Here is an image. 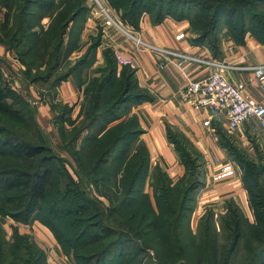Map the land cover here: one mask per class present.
Returning <instances> with one entry per match:
<instances>
[{
	"label": "trees",
	"instance_id": "1",
	"mask_svg": "<svg viewBox=\"0 0 264 264\" xmlns=\"http://www.w3.org/2000/svg\"><path fill=\"white\" fill-rule=\"evenodd\" d=\"M85 2V0H0V6L6 10L5 20L0 28V44L8 52H15L19 61L26 66L28 72L23 75L28 85H34L38 81L50 82L51 95L48 96L51 100L50 109L52 114L59 110L55 116L56 123L65 122V119H68L66 117L73 111L71 106L57 104L59 85L72 78L78 89L83 91L84 100L78 115L85 118L86 124L73 128L74 139L70 141L71 152L77 166L82 170V163L88 159V166L86 165L87 167H84L86 170L83 168V171L92 173L97 169L103 172L108 162L119 155H124L120 161L126 159L128 162L124 166L122 192L117 198L118 202L110 208L111 213L120 212L139 199H143L139 203L144 202L152 211L150 199L143 192L149 157L143 143L139 141L142 131L135 116L124 121L121 118L130 112L132 107L153 98L145 89L138 86L134 71L130 67L123 66L118 71L111 50L103 51L105 59L103 68L93 70V76L86 74L87 68L94 63L95 52L100 46V32L90 37L91 43L87 45L86 51L73 62L74 64H70V56L81 50L80 33L88 12ZM106 2L116 12L123 25L134 29L138 28L144 14L149 15L154 22H161L165 17L188 19L192 30L198 34L194 42L204 43L214 51L217 46L218 28L224 20L228 36L236 43H243L248 33L264 42V0H155V2L106 0ZM45 18L48 20L46 26L42 23ZM34 22L39 23L36 25L39 33L33 27ZM18 36L27 41L23 46L22 55L16 52L22 44L20 40H15ZM5 63L0 58V81H3L0 82V111L7 113L11 119L18 120L21 119L22 110L7 104L9 97L18 98L26 108L30 109L31 105L26 98L14 93L11 87L4 83L1 66H6ZM33 67L37 68V71H43V75L31 74ZM27 116L25 122L29 127L33 126L32 133L39 135V138L34 134L33 136L25 134L23 137L0 125V217L21 222L23 225L40 221L53 233L54 238L59 240L62 251L65 247L69 248V253L73 254L77 264H132L130 260L138 255H143V260L139 264L152 262L148 244L144 242L141 244L139 240V237L145 235L144 232L137 231L132 235L131 225H138L136 213L129 214L126 224L119 225L108 221L111 226L103 225V220L98 216L86 214L85 211L91 208L82 204L79 198L60 197L48 200L49 189H55L53 165L56 157L51 154L48 146L31 141L34 137L37 138L36 142L41 140L39 134L41 129L36 121L37 113L35 118L34 114L29 116L27 113ZM99 124L101 126L96 129ZM167 138L174 144L185 174L173 182L159 166L155 167L151 186L158 215H155L153 223L148 228L158 230L161 224L155 222L160 221L165 225L163 222L165 220L173 229L169 236L153 234L154 238L145 239L156 243L151 245L156 255L162 256L166 252L160 264H191L183 251L168 250L172 248L169 247L170 243H175L173 248H179L176 234L181 229L184 231L188 225L184 222L189 221L188 213L194 208L192 205L195 204V196L201 186L200 166L198 159L186 150L184 141L179 140L169 129ZM78 143L82 148L76 151L74 147ZM91 148L97 151L90 152ZM132 149H134L132 155H126ZM8 158L25 161L27 166L24 169L16 167L9 163ZM234 159L241 169V180L254 222L248 225L247 219L238 207L228 202L227 216L221 217L222 231L228 236V245L224 252L229 257L243 239L254 246L253 251L251 247L248 249L255 254L254 264H261L264 262V165L261 162V166L256 167L255 162H244L235 154ZM247 170L248 174L245 173ZM251 174L257 177L252 184L248 183ZM161 211H166L169 216L163 217ZM55 221H63L69 231H77L80 227L81 229L74 232L70 242L57 233ZM204 221L199 231L200 237L205 238L208 246L211 244V247H215L216 229L212 224L213 216L210 210ZM245 224L248 226L247 231H244ZM121 226L125 230H121ZM188 235L194 236L191 231ZM160 239L164 245L159 249ZM171 240L173 242H170ZM126 244L132 246L126 249ZM187 244L189 245V242ZM119 249V253L124 256L120 260L113 258L106 263ZM82 250H85L86 254L77 253ZM19 251H24L25 254L23 264H46L45 254L30 242L27 235H20L17 229H14L11 239H7L0 225V264H14L15 255ZM156 257L158 256H154V259Z\"/></svg>",
	"mask_w": 264,
	"mask_h": 264
},
{
	"label": "crops",
	"instance_id": "2",
	"mask_svg": "<svg viewBox=\"0 0 264 264\" xmlns=\"http://www.w3.org/2000/svg\"><path fill=\"white\" fill-rule=\"evenodd\" d=\"M124 28L133 32L146 46L136 44L118 28L105 25L102 18L93 16L88 10L79 43L84 45L89 37L100 32L101 43L95 52L93 63L95 69L105 66L103 51L111 50L118 71L123 66L130 67L138 86L152 96L151 101L132 107L121 118L124 121L132 116L136 117L142 131L139 141L147 150L149 164L159 166L173 182L184 173L175 146L167 138V130H171L179 140L184 141L188 153L198 159L201 186L197 190L195 202L199 206L212 208L215 205V208H222L231 202L250 219L252 213L233 149L241 147L247 150V155L258 154L264 165V130L255 118H249L234 131L229 130L225 114L188 106L183 100L182 87L188 80L206 78L217 69V64H221L226 67L224 74L233 85L242 86L246 97L264 106V42L248 33L243 43H236L222 29L217 34L214 51L204 43L194 42L198 34L192 30L188 19L165 17L161 22H154L147 14L142 16L137 29L127 25ZM149 47L194 56L198 60L168 58ZM82 51H75L73 57L79 56ZM8 53L0 44V58L7 66L9 64L10 71L13 72L17 70L16 62L9 61ZM13 83L16 85L15 80ZM16 87L23 94L26 93L24 98L36 102V89L30 85L24 91L20 90L23 88ZM58 90L56 102L69 104L73 107L72 115L78 114L82 100L74 80L69 78L62 82ZM33 104L37 107L39 121L43 123L52 120L50 104L46 101ZM38 225L40 230L35 234L40 236L41 241H49L52 249L48 257L49 264L50 260L57 264L53 255L57 254L56 250L58 252L57 245L55 246L44 226ZM35 227L38 228L37 225ZM3 230L5 237L10 239L12 235L9 237L10 234L4 228Z\"/></svg>",
	"mask_w": 264,
	"mask_h": 264
},
{
	"label": "rangeland",
	"instance_id": "3",
	"mask_svg": "<svg viewBox=\"0 0 264 264\" xmlns=\"http://www.w3.org/2000/svg\"><path fill=\"white\" fill-rule=\"evenodd\" d=\"M85 1H86L85 6L87 7V9L90 12V8H91L90 3L92 2V0H85ZM102 1L105 2V4L108 6V8L110 10L114 11L110 7L109 3L106 2V0H102ZM147 1L148 2H155V0H147ZM87 2H89V4H86ZM5 12H6V10L0 6V28H1L2 22L5 20ZM95 17L102 18L104 24L106 25V21H105V18L103 16L98 15ZM47 22H48L47 18L43 19V21H42L44 26H46ZM37 24H39V23L34 22L33 27H34L35 31L39 33V28L38 29L36 28ZM108 26H110V25H108ZM222 29H225L227 32V28L225 26V20L219 26L218 33ZM15 40L16 41L20 40V42L22 43V44H20L18 51H16L17 54L19 52V54L22 55L24 52L23 46L26 44L27 41L22 40L20 36L16 37ZM90 43H91V40L89 37L88 41L84 45H83V43L80 45L81 50H83L82 53L76 57H73V55L70 56L69 62L71 65L74 64L73 62H75V60L78 59L86 51L87 45H89ZM8 55L10 57V60H9L10 62H13V61L16 62L17 70L15 69V71L12 72V70L10 71L9 64H8V66L6 65L7 63H5L6 66L2 65L1 70H2V72H4V75H3L4 83H6V86L11 87V89L13 90L14 93L23 97V95L26 93L24 92V94H23V92L19 91L18 88L16 87V85L23 88L20 90H22V91L25 90L28 83L24 79L23 74H25V72H28V71H26L27 68L23 63H21L19 61L20 59L16 57L15 52H9ZM24 58H25L24 60L27 59L26 56ZM92 65H93V63L86 70V74H89L90 76H93V73H94L93 70L97 69V68L95 69L94 65L93 66ZM41 71H42V69H41ZM11 72H12V74H11ZM31 74L43 75V71L42 72L37 71V68L33 67ZM11 75L15 76V78H12L13 76H11ZM12 79L15 80L16 85L13 83ZM0 82H3V81H0ZM49 84H50V82L45 83L43 81H38L34 85H30V87L36 89V93L38 91V94H37L38 97H36V99H35L36 102L35 101L31 102L27 99L30 102V105L33 106V107L29 106L30 109L26 108L18 100V98H15L14 96H10L9 99L7 100V104H9L10 106H14L15 109H19L20 111L22 110L20 113V118L22 119V121H21V119H18V120L11 119L7 113L0 111V125L5 126L7 129H10L14 133H18L20 136L25 137V134L33 136V134H34V133H32V131L34 130L33 126L29 127L28 124L25 122L26 121L25 118L28 117L27 113L29 116L34 114L33 117L34 118L36 117L37 107L33 103L39 104V101L40 102L46 101L48 104H50L51 100L48 98V96L51 95L50 91H49ZM58 89H59V87H58ZM58 89H57V94L59 92ZM80 93H81V100L83 101L84 100L83 91L80 90ZM38 98H39V101H37ZM57 104L69 106V104L63 103V102H60V103L58 102ZM32 108H34V109H32ZM35 108H36V110H35ZM2 110H4V109H2ZM79 110H80V108H79ZM86 111H87V107H86V102H85L84 103V115H85ZM58 113H59V110L53 112L54 118L52 117V120H50V122L49 121L48 122L43 121V123H42L41 121H39V119L37 117L36 121L38 123L39 129H41L40 130L41 133H39L41 140L38 142L35 141V140H37L36 137L39 138V135H36V133L34 134L36 137H34L31 140L33 143L44 144V145L48 146L52 151L51 154L56 157L55 163L53 165V169L55 171V181H54L55 189L54 188L49 189L50 196H49L48 200L49 199L53 200L55 198L59 199L60 197L75 198V199L79 198V199H81L82 204L89 205V207L91 208V209H88L85 211L86 214L98 216L100 219L103 220V225H110V223L108 221H110L111 223H114V224H119V225H121L122 223L126 224L129 214L136 213L137 218H138V225L137 226L131 225V227L133 229L132 235H134L137 231L144 232L145 235L141 238L139 237V240H140L141 244H142V242H144V244H146V243L148 244V249H149L148 251L150 254L149 257L151 258L152 262H147V264H160V263H162L161 258L162 259L165 258L164 254L166 252H164L162 256L160 254L156 255L155 251L152 249V246H151V245H155L156 243L153 240H152V242H150L149 240L145 239V238H154L153 234H155L156 236H162V237L163 236H169V234L171 233V231L173 229V228L169 227V225L167 224V222L165 220H163L165 225L162 224L160 221L155 222V224L156 223L161 224V227L158 230H156L155 228H148V226L153 223V221L155 219V215H158V209H157V206L154 202V197H153V188L151 186L152 179H153V173H154V169L156 166L149 164L148 172L146 175V181H144V183H143V186H144L143 192L150 199L152 211L149 209L148 205L144 204V202L139 203V202L143 201V199H139L138 201H136L135 204L129 205L128 207L124 208L122 211H120V212L112 211V213H111L110 208L113 206V204H115V202H118L119 199H117V198L120 197V194L122 192V188H121V185L123 183L122 177H123V173H124V169H125L124 168L125 163H126V165L128 164L127 160L125 159L123 161H120V158H122V156H124V155H121V156L119 155L118 157L112 158L108 162V164L105 167L103 172H101V170L97 169L96 171H94L92 173H87V171H85V172L83 171V168L88 166V159H87V161L86 160L84 161L85 163H82L83 168L81 170L79 168V166H77L76 159L72 155V152H71L72 146L70 145V141H73V139H74L73 138L74 132H72L73 128L75 126H79V125L81 126V124L85 125L86 124L85 118H83L82 115H81V117H79V115H78L79 111H78V114H76V113L73 114L74 116L76 115L75 117H73V115L71 113L69 116L66 117L68 119H65V122H61V123L57 122L56 123L55 116ZM71 122H73V123H71ZM98 126H101V125L100 124L97 125L96 129H98ZM81 148L82 147H81L80 143H78L74 147V149L76 151H78ZM92 148L90 149V152H91V150H92V152L97 151L96 149H92ZM132 151H134V149L127 152L126 155H132ZM233 153L236 156H238L239 158H241L242 160H244V162L253 161V162H255L256 167L261 166L262 158H261V156H258V154L252 155L251 153H249L250 155L249 154L247 155L246 154L247 150L242 149L241 147L234 148ZM8 159H10V160H8L9 163L13 164L16 167H23L22 169H24L27 166V163L25 161L18 160V159H12V158H8ZM84 169L86 170V168H84ZM89 169H87V170H89ZM248 172L249 171L247 170L245 173L248 174ZM184 174H185V172L182 174L183 177H184ZM248 179H249V181L247 180L248 183L252 184V182H255V180H257V177L254 174H251V176L248 177ZM192 206H194L192 212L188 213L189 221L184 222V224H188L187 227L184 229V231L181 229L176 234L177 238H178L177 242H178L179 248L178 249L173 248L175 246V243H170L169 247H172V248H169L168 251H170V252H173V251L175 252L176 250H179L180 252L183 251L184 255L187 254V256L189 257L191 264H193V262H197V264H254L253 255H255V254H252V252H250L248 250L251 247V251H253L254 246L249 245L243 239L240 240L239 245L237 246L236 250L229 257H227L226 253L224 252V248L226 249V247L228 245L227 244V237L228 236L225 232L222 231L221 217L227 216V212H226L227 206L226 205H224L222 208H215V206H216L215 205L212 208V207H208V206L203 207V205L199 206V204H197L195 202V204H193ZM209 210L213 216L212 224H213L214 228L216 229L215 230V237H214L215 247L214 246L211 247V244H210V246H208V243H206L205 238L203 236L200 237V234H199V231H201V225L204 224V222H205L204 220L207 217V212H209ZM161 215L163 217H167V216H169V213H167L166 211H161ZM246 219H247L246 223L248 225L252 224L254 222L253 217H251L250 219H248V218H246ZM55 223H56V229L58 230L57 233H59V235L64 240H70V242L72 240L74 232H77L78 230L81 229V227H80L77 231H72V230L69 231L68 226L63 221H55ZM34 224H35V226L36 225L38 226L37 229L34 226ZM38 224L44 226L38 220L31 222L29 225H23V223H21V222L13 221V220H10L8 218L0 217V225L2 226V228H4L6 230L7 234H10L9 237L13 234L14 229H17V231L20 235H27L29 237L30 242H32L33 244H35L38 248H40L42 250V252L46 256L45 262H46V264H49L48 257L51 254L50 252L52 249L49 246L50 245L49 241H46V240L41 241V239H39L40 236L38 237L35 234V233H37L36 232L37 230H40V227ZM188 226H189V229H188ZM44 228L50 234L49 236H51L53 238L55 246L57 245L58 252L56 250L55 252L57 254H53L56 257L55 260H56L57 264H61V263L62 264H77V262L74 259L73 254L69 253V248L66 249V247H65L64 251H62L61 246L59 244V240H57V238H54L55 236L53 235V233L50 230H48L45 226H44ZM41 229H42V227H41ZM120 229L125 230V228H123L122 226L120 227ZM247 229H248V226L246 227V224H245L244 231H247ZM189 231H191V233L194 234L193 237H189V235H188ZM42 238H45V237H42ZM170 242H173V240H171ZM187 242H189V245L187 244ZM69 244L67 246H69ZM163 245H164V242L160 239L159 249ZM131 246H132V244H126L125 245L126 249L130 248ZM92 248H94V247H92ZM88 250H91V249H88ZM119 251H120V249L115 251V253L112 254L110 259L106 263L111 261V259H113V258L120 260L124 255L119 253ZM23 252L24 251L17 252V254L15 255V259H14V264H23V260H25V254ZM77 253L78 254L79 253L86 254V251L82 250V251H78ZM154 256H158V257H156V259H154ZM147 257H144V259H146ZM9 258H10V256H9ZM141 260H143V255H138L137 257H134L130 261L132 262V264H139V262ZM50 264H56V263H55V261L50 260ZM103 264H105V263H103ZM261 264H264V262H262Z\"/></svg>",
	"mask_w": 264,
	"mask_h": 264
},
{
	"label": "built area",
	"instance_id": "4",
	"mask_svg": "<svg viewBox=\"0 0 264 264\" xmlns=\"http://www.w3.org/2000/svg\"><path fill=\"white\" fill-rule=\"evenodd\" d=\"M90 13L94 16L101 15L105 18L106 25H111L123 31L133 39L136 44L146 46L141 40L133 35V32L126 31L116 13L108 8L102 0H92ZM149 49L160 55L182 58L188 61H197L198 58L182 53L172 52L166 49ZM225 66L217 64V69L202 80H188L182 87L184 102L192 108H206L216 113L225 114L228 121V128L236 130L249 118L258 120L264 130V106L246 97L243 87L233 85L225 76Z\"/></svg>",
	"mask_w": 264,
	"mask_h": 264
}]
</instances>
